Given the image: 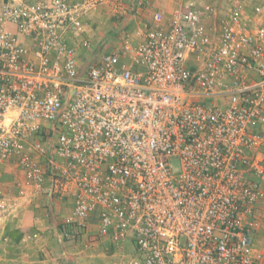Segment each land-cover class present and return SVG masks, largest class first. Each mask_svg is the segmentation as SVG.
Masks as SVG:
<instances>
[{"label":"built area","instance_id":"built-area-1","mask_svg":"<svg viewBox=\"0 0 264 264\" xmlns=\"http://www.w3.org/2000/svg\"><path fill=\"white\" fill-rule=\"evenodd\" d=\"M107 1L0 0V169L68 203L76 237L127 243L122 264H264V28L239 0L184 5L80 62ZM7 194L0 174V218Z\"/></svg>","mask_w":264,"mask_h":264},{"label":"rangeland","instance_id":"rangeland-1","mask_svg":"<svg viewBox=\"0 0 264 264\" xmlns=\"http://www.w3.org/2000/svg\"><path fill=\"white\" fill-rule=\"evenodd\" d=\"M231 1L108 0L86 12L82 21L83 32L73 39L71 46L81 62L88 56L97 54L103 46L114 44L118 46L122 40L126 39L131 40L132 43L136 41L138 30L145 29L151 24V17L155 11L168 16L184 5L197 7L210 5L217 7L219 15H223L230 8ZM239 1L244 6L247 22L249 24L251 22L253 27L264 28V0ZM255 7L260 8L258 15H255ZM84 43H87L88 48L83 46ZM5 168L7 167L0 169L1 178L4 175L2 172H8ZM4 187L6 188V185ZM7 191V196L12 201L11 191L9 189ZM40 203L42 206L43 202ZM26 209L31 210L29 206ZM32 210L34 212H31V216L27 213L28 216L25 215L26 219L32 220V224L26 232H23L24 235L9 224L10 219L6 218L8 212L0 218V264H21L23 257L16 256L19 253L13 242H17L23 236H25L23 247L26 248L22 253L25 254L28 251L29 256L32 257V264H122L131 255V248L127 246V243L116 244L108 239L97 237L95 225L94 228L90 227L85 233L76 237L74 229L61 225L64 221L63 215L67 216V214L60 215L56 212L53 214L52 210L45 206L32 207ZM256 217L258 220L264 218V202L257 208ZM253 244L256 250L264 254V224H261L254 233ZM12 256H14V262L8 261V257L12 259Z\"/></svg>","mask_w":264,"mask_h":264},{"label":"crops","instance_id":"crops-1","mask_svg":"<svg viewBox=\"0 0 264 264\" xmlns=\"http://www.w3.org/2000/svg\"><path fill=\"white\" fill-rule=\"evenodd\" d=\"M8 170L7 173L2 172L3 175V182L4 185H6V188L9 189L10 192V199L11 201V205L9 207V210L7 211L8 214L6 218L10 219L9 224H12L15 229L20 230V232L24 235L26 232V229L31 226V222L32 220H28L26 219L25 215L26 213L31 216V212H34L32 210V207L34 208H39V207H43L45 206L48 209L52 210V213L55 214L54 212L58 213L61 215V213H65L68 216V213L70 214V210H71V206L66 203L65 201H60V200H50V198L46 197L45 195H40L36 192H33L31 190H25V192L23 194H19V188H17V182H19L20 180H18L17 173L9 168H5ZM21 182V181H20ZM8 186V187H7ZM17 191V192H16ZM43 202L42 206L41 203ZM27 206H29L31 208V210H27ZM27 211V212H26ZM50 211V210H49ZM25 213V214H24ZM38 213V212H37ZM26 215V216H28ZM63 217H66V215H63ZM94 223V222H92ZM8 224V225H9ZM91 228H94V225L90 226ZM24 237L23 236L21 239H18L17 242H13L15 249L18 250V255L16 256H20L23 257V261H21L20 263H25V264H32V257L29 256V253L27 251V253L23 250H25L23 247L24 246ZM23 247V248H22ZM21 249V250H20ZM23 252V253H22ZM25 256V258H24ZM8 261H13L14 256H12V259L8 257ZM17 260H20V258H16ZM14 262V261H13Z\"/></svg>","mask_w":264,"mask_h":264}]
</instances>
